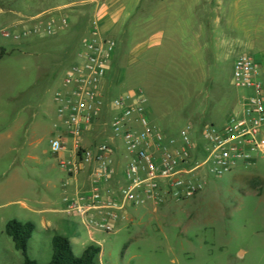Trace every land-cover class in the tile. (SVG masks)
<instances>
[{
    "label": "rangeland",
    "instance_id": "obj_1",
    "mask_svg": "<svg viewBox=\"0 0 264 264\" xmlns=\"http://www.w3.org/2000/svg\"><path fill=\"white\" fill-rule=\"evenodd\" d=\"M216 1L214 25L220 14ZM223 1L222 5L233 2ZM123 4L125 14L134 15L132 21L140 24L146 12L188 13L194 3L126 0ZM244 5L243 12L228 9L227 4L222 10L231 23L233 15L245 18L244 33L222 35L229 47L226 56L217 58L214 49L210 58L206 56L204 81H199L200 74L190 75L187 70L176 81L177 92L164 101L163 111L152 119V126L166 139L180 140L187 126H192L195 138L202 143L204 130L224 126L242 100V92L232 84L234 63L242 55L257 59L259 50L264 49V0H246ZM108 10L104 0H0V55H4L0 60V264H23L22 255L6 235L11 221L36 225L28 256L37 264L51 262L56 236L74 244L78 258L83 253L77 242L99 244L103 256L96 264H264V161L239 166L222 178H210L204 192L189 200L168 202L156 214L149 209H130L115 234L92 233L93 241L76 217L33 215L25 210L64 211L63 202L72 194L70 185L66 191L62 188L71 180L56 167L50 148L59 132L66 131L55 115L54 97L62 89L65 73L81 60L87 37L84 25L72 14L94 11L99 19ZM65 14L67 28L56 29L52 36L33 33L36 27L48 29L52 19L59 21L53 25L60 27ZM84 24L86 27L87 21ZM106 36L117 43L113 63L121 57L118 60L124 66L123 94L138 84L133 81L134 67L127 65L132 40L128 36L124 44L120 29ZM184 56L189 61L188 51ZM107 80H115L112 70ZM105 95L107 104L119 97ZM123 156L121 153L120 159ZM119 174L123 178V169ZM42 219L51 222V227L45 229Z\"/></svg>",
    "mask_w": 264,
    "mask_h": 264
},
{
    "label": "built area",
    "instance_id": "obj_2",
    "mask_svg": "<svg viewBox=\"0 0 264 264\" xmlns=\"http://www.w3.org/2000/svg\"><path fill=\"white\" fill-rule=\"evenodd\" d=\"M53 26L36 27L33 33L52 36L56 29L60 32L69 26L66 15L60 27ZM4 36L10 38L8 33ZM82 45L81 60L65 73L62 89L54 97L55 115L66 131L59 132L50 148L57 167L70 180L86 179L85 186L65 199L64 213L80 219L90 233L114 234L118 219L125 218L130 209H158L171 201L192 199L206 190L210 178L264 161V74L255 58L242 55L232 73V84L242 92V100L224 126L204 130L202 143L192 126H187L180 140L166 139L152 126L149 101L142 91L113 101L118 114L110 127L113 138L124 146L126 186L117 194L108 193L116 150L108 143L91 148L84 143L102 119L104 85L117 43L95 24ZM136 117L140 131L133 128ZM62 188L66 191L69 183Z\"/></svg>",
    "mask_w": 264,
    "mask_h": 264
},
{
    "label": "crops",
    "instance_id": "obj_3",
    "mask_svg": "<svg viewBox=\"0 0 264 264\" xmlns=\"http://www.w3.org/2000/svg\"><path fill=\"white\" fill-rule=\"evenodd\" d=\"M104 1L107 2L109 10L100 14L99 19L97 16H94V11L75 12L72 14V17L84 25L83 31L87 36L85 39L89 37L91 29L95 24L100 26L104 35L120 29V32L124 36V44L125 38L131 37L132 42L129 46L131 51L127 59V65L128 68L134 67V71L132 72L134 77L133 81L138 84L136 87L133 85L128 92L122 94L120 87L125 70L123 63L118 60L121 57L118 59L116 57V60L114 63L112 61L110 66V70H112L115 80L110 83L106 80L104 90L105 94L108 92L110 95H119L118 98L127 93L142 91L149 101L148 117L150 118L151 123L152 119L163 111L164 101L173 96L179 89L176 81H180L184 76V73L189 71L190 75L200 74L202 78L199 79V81H204L206 79L204 76V73H206L204 68L208 64L206 56L209 55L208 58H210L214 52L213 49L216 50L217 58L221 59L226 56L229 47L221 38L222 35L225 37L228 33L245 32V18L242 14L233 15L232 24L229 21V17L222 16V10L225 4H227L228 9L243 12V9H245V5L243 6V4L246 0H233V2L224 3V5L221 3L226 1L217 0L216 2L220 14L215 25L213 11L214 0H188L190 3H194L191 5L188 13L179 11L146 12L144 18L141 19L140 24L132 21L135 17L134 15L131 16L125 14L123 3L126 0ZM145 1L147 3L156 4L164 2V0ZM86 21L87 25L85 27L84 23ZM58 22L59 21L56 19L51 20V24H56ZM132 23L137 25H133ZM89 24H91V26L88 28ZM184 51H188L189 61L185 59L186 56H184ZM256 60L261 65L264 74V49L259 50ZM187 65L189 66V69L187 68ZM107 102L110 103L105 99L101 121L97 123L93 131L87 135L84 145L86 148H91L95 143L104 144L110 142L108 144L113 145L116 150V153L112 158L111 166L113 175L106 185V190L108 193L117 194L126 186L124 180L126 161L124 156L120 159V154H124V146L121 141L113 138V133L110 127V123L118 113L112 108L113 102L111 104H107ZM133 128L136 131L141 130L138 117L133 120ZM116 166L118 168L117 170L115 169ZM121 169H123V178H121L119 174ZM85 182V178L71 180L69 184L72 193L71 195H73L79 187L85 186ZM63 203L65 205V200ZM145 209L152 210L154 214L157 213V209ZM25 210L33 215H52L59 213L65 215V210L56 211L52 208L39 212L28 208ZM126 217L127 214L125 218L120 217L116 226L121 221H125ZM41 223L45 229L50 228L52 225L51 222H48L45 219H42ZM89 235L93 241L94 234L89 233ZM76 244V247L82 249V253H84V251L91 245L100 247L99 244H91L89 246H84L81 242H77ZM71 245L73 248L74 244L71 243ZM102 256L103 251L101 248L99 258H102Z\"/></svg>",
    "mask_w": 264,
    "mask_h": 264
},
{
    "label": "trees",
    "instance_id": "obj_4",
    "mask_svg": "<svg viewBox=\"0 0 264 264\" xmlns=\"http://www.w3.org/2000/svg\"><path fill=\"white\" fill-rule=\"evenodd\" d=\"M4 55H0V60ZM37 231L34 223L11 221L6 225V235L12 240L17 252L22 255L23 264H37L28 256L29 244ZM52 260L49 264H96L101 254V248L89 246L78 258L75 256L72 245L67 238L56 236L52 241Z\"/></svg>",
    "mask_w": 264,
    "mask_h": 264
}]
</instances>
